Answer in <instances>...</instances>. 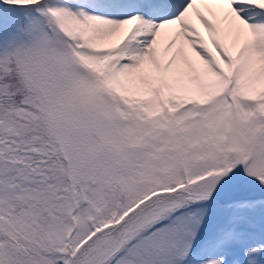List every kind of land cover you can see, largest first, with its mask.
Instances as JSON below:
<instances>
[{
    "label": "snow or ice",
    "instance_id": "1",
    "mask_svg": "<svg viewBox=\"0 0 264 264\" xmlns=\"http://www.w3.org/2000/svg\"><path fill=\"white\" fill-rule=\"evenodd\" d=\"M0 264H264V0H0Z\"/></svg>",
    "mask_w": 264,
    "mask_h": 264
}]
</instances>
